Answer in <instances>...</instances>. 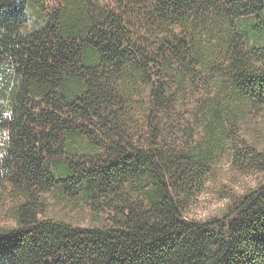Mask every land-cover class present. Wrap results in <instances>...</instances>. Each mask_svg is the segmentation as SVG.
Returning <instances> with one entry per match:
<instances>
[{"label": "trees", "instance_id": "obj_1", "mask_svg": "<svg viewBox=\"0 0 264 264\" xmlns=\"http://www.w3.org/2000/svg\"><path fill=\"white\" fill-rule=\"evenodd\" d=\"M35 1L0 0V187L21 199L0 264H264V151L240 136L264 110V0H60L29 25ZM226 156L258 185L188 217ZM47 192L104 219L42 217Z\"/></svg>", "mask_w": 264, "mask_h": 264}, {"label": "rangeland", "instance_id": "obj_2", "mask_svg": "<svg viewBox=\"0 0 264 264\" xmlns=\"http://www.w3.org/2000/svg\"><path fill=\"white\" fill-rule=\"evenodd\" d=\"M112 8H140L143 0H103ZM60 3V0H36L28 5V24H42L49 19ZM145 100L148 101V90L144 92ZM139 116V115H138ZM245 123L241 129V144L256 147L264 151V110L254 109L247 113ZM0 130H4L0 128ZM198 137V136H197ZM199 138V137H198ZM244 146V147H245ZM3 148L0 151L3 152ZM258 175L244 173L237 168L229 156L223 157L212 169L205 188L198 197L190 204L186 214L190 218L200 220L209 219L221 215L228 206L241 198L245 193L258 185ZM45 209L42 217L65 219L76 225H96L103 216L97 218L88 204L71 200L69 198H57L52 193L44 195ZM21 201L17 193L11 187H0V224L15 226V207ZM104 215V214H103Z\"/></svg>", "mask_w": 264, "mask_h": 264}, {"label": "clouds", "instance_id": "obj_3", "mask_svg": "<svg viewBox=\"0 0 264 264\" xmlns=\"http://www.w3.org/2000/svg\"><path fill=\"white\" fill-rule=\"evenodd\" d=\"M0 116H3L4 118H11L12 112L10 110H5L3 112H0ZM8 138L9 133L7 132V130H0V148L4 147ZM3 155H5V153L0 151V157H2Z\"/></svg>", "mask_w": 264, "mask_h": 264}]
</instances>
